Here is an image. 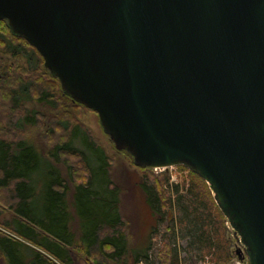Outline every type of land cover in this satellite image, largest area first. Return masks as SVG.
<instances>
[{
  "label": "water",
  "instance_id": "water-1",
  "mask_svg": "<svg viewBox=\"0 0 264 264\" xmlns=\"http://www.w3.org/2000/svg\"><path fill=\"white\" fill-rule=\"evenodd\" d=\"M0 20L135 166L201 177L264 264V0H0Z\"/></svg>",
  "mask_w": 264,
  "mask_h": 264
},
{
  "label": "trees",
  "instance_id": "trees-1",
  "mask_svg": "<svg viewBox=\"0 0 264 264\" xmlns=\"http://www.w3.org/2000/svg\"><path fill=\"white\" fill-rule=\"evenodd\" d=\"M29 49L34 56V71L24 65L19 66L20 74L23 77L25 75L22 78L13 74L14 67L11 65L0 69V97L8 98L12 105L10 110H16L28 100L60 108L63 93L58 79L46 70H41L43 59L38 52L24 39L13 35L6 22L0 20V55H10L20 60L23 53L29 54ZM32 71L40 75L31 76ZM71 101L77 106L65 109V115L56 121L58 128L64 131V137L61 136L45 154L22 141L15 144L7 142L0 135V193L5 191L9 195L6 199L0 195V216L5 209L15 214L10 222L3 224L4 229L8 226L10 234L0 230V254L5 264H73L69 248L77 242L83 255L92 264H150L149 251L157 224L151 228L145 243L129 247L119 212V190L111 177L110 160L89 131L69 118L72 109L84 107ZM32 114L27 121L36 125L37 116L41 114ZM68 159L75 160L84 170L83 179L76 177L77 170L68 163ZM59 162L65 163L69 170L73 187L72 207L79 226L78 239L70 226L68 184L55 167V163ZM139 169L143 172L152 171ZM160 173L164 175V172ZM37 177L41 182V195L36 193ZM189 177L193 184L198 185L196 187L200 192L196 187H189L179 194L175 186L174 191L171 188L177 195L174 201L170 196L164 197L160 191L162 187L156 186L153 192L142 184L151 215L156 217V222L158 216L163 219L165 215L168 221L173 222V206L177 207L179 213L183 214L180 226L184 227L185 235L193 241L192 246L196 247L198 253L203 251L211 255V264H228L231 255L230 241L226 236L227 220L206 182L190 170ZM206 213L214 217L213 226L209 224ZM169 245L164 243L161 247L159 264H179L173 252L175 250L172 251Z\"/></svg>",
  "mask_w": 264,
  "mask_h": 264
},
{
  "label": "rangeland",
  "instance_id": "rangeland-1",
  "mask_svg": "<svg viewBox=\"0 0 264 264\" xmlns=\"http://www.w3.org/2000/svg\"><path fill=\"white\" fill-rule=\"evenodd\" d=\"M28 52L29 54L23 53L24 56H21L20 60L10 55H0V69L4 68L6 65H11L14 67L13 74L16 75V77L25 78V75L23 77V75L20 74L21 68L18 67L24 65V67L28 69L35 68L33 61L34 56L30 49ZM40 68L41 70H46L43 65ZM33 71L30 74L31 76L37 77L40 75ZM12 81L14 82V80ZM37 86L40 88L39 84ZM62 93L63 96L61 97L60 108H54L51 105L38 102L37 100H28L21 103L20 107L16 110H10V106L12 105L8 102V98L3 99V97H0V135L2 138L14 144L22 141L26 145L33 146L35 151L40 150L44 154L47 153L50 148L60 140L61 136L64 137V131L58 128L56 121L65 115V109L67 110L68 107L77 106L72 103L67 94L63 91ZM34 112H40L41 115L37 116L36 125H31L28 123L29 121H27V119H29ZM69 118L73 119L75 122L77 121L89 131L92 138L103 149L110 160L111 177L113 183L119 190V212L122 217L123 230L127 235L129 247L132 248L135 244L145 243L151 234V228L157 224L156 233L152 235L151 250L149 251L150 264H159L158 253L164 243H169L172 251L175 250L177 252L173 251L177 255L179 264H211L212 256L207 255L206 252L203 253V251L202 253H198L196 247L194 248V245L192 246L193 241L185 235L186 233L183 231L184 227L180 226V220L183 218V214L179 213L177 207L173 206V222L168 221L167 215L163 216V219L162 216H158V221L156 222V217L151 215L150 209L145 201V191L142 184L151 188L153 192L156 186L162 187L160 191L163 193L164 197L170 196L172 201H174L177 196L173 192L175 186L178 187L179 194H183L189 187H198L197 184L191 182L189 169L176 166L170 167L165 171L163 169H157L150 170L151 172H143L135 166L133 160L126 152L119 151L115 148L109 136L104 133L98 115L95 112L89 111L85 107L77 108V110L72 109L69 112ZM52 120L55 122H52ZM74 161L73 159H68V163L74 165V170H77L78 176L76 177L83 179L85 177V172L81 170V167ZM55 167L59 170L61 176L68 184L67 201L71 213L70 226L75 232V238L78 239L79 226L77 216L72 207L73 187L70 182L69 170L63 162L55 163ZM160 172H164V175H160L163 174ZM38 176L41 177L40 175ZM39 177H37L38 184L36 193L41 195L40 192L42 189L41 186H39L41 183ZM197 187L196 190L200 192V189H197ZM0 195L5 199L9 197L5 191H2ZM206 214L210 219L209 224L213 226L214 217L210 213ZM14 216L15 214L13 211L8 209H5L4 213L0 216V230L3 233L8 234V231H10L7 225L4 229V222H10ZM227 228L228 232L226 236L230 241L229 253L231 255V260L228 264H248L247 257L243 260L238 259L236 250L237 248L242 249L243 247L239 243L238 238L234 235V231L228 222ZM174 234L176 236H174ZM69 250L73 259V264H92L81 252L79 243L76 242ZM0 264H5V260L1 254Z\"/></svg>",
  "mask_w": 264,
  "mask_h": 264
}]
</instances>
